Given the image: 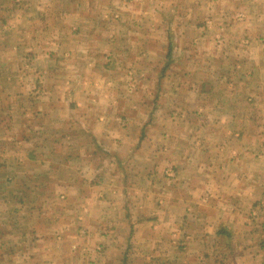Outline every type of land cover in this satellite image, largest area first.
I'll return each instance as SVG.
<instances>
[{
    "label": "crops",
    "instance_id": "0c3cea01",
    "mask_svg": "<svg viewBox=\"0 0 264 264\" xmlns=\"http://www.w3.org/2000/svg\"><path fill=\"white\" fill-rule=\"evenodd\" d=\"M42 1L45 0H36V3ZM50 1L46 0L47 3ZM62 1L75 3V7L68 4V8L63 9V23L59 28L62 33L56 36L51 33L50 40L39 43L35 41V35L39 32L36 26L31 31L29 47L20 41L14 45L2 44L0 39V49L31 50L27 63L33 68L30 78L35 81L33 96L34 99L43 96L47 100L46 106L28 107L26 113L31 118L44 119L52 118L51 113L56 112L55 117L71 128L72 122L81 123L76 111L82 106V114L91 115L88 116L91 119L89 123H92L89 129L93 132L91 143L105 153L104 156L108 158L105 165L109 164L110 168L102 169L98 164H93L92 159L78 155L83 161L75 170H71L69 165L76 152H69L60 159L69 169L64 176L62 169L60 173L56 172V176L69 178L68 181H59L50 191V174L55 175V172L51 173V163L48 162L47 171L37 170L35 187L22 189L21 195L33 192L42 200L44 197L48 200L50 192L54 190V194L58 193L63 202L68 196L74 197L73 201L76 202L64 210L69 214L77 212L67 223L54 220L51 216H46L49 220L44 219V203L32 206V211L37 212L34 216L36 220L27 224L26 228L21 227L22 235L31 234L34 236L32 239L46 241V251H50L51 257H54L36 264H71L73 252L70 245L74 242L102 244L125 241V256L144 258L146 264L157 259L160 263L154 264H219L217 258L222 260L228 252L233 257L239 256L233 248L227 253L217 249L218 243L223 238L227 244L231 240L234 243L239 232L236 228L243 230L246 206L259 200L261 174L257 176L242 164L246 151L237 145L241 130L228 122V110L221 111L222 107L215 102L210 107L191 109L187 101L182 102V93H176L180 84L173 79L189 75L181 73L177 67L194 62L191 55L195 41L193 35L205 33L213 28L215 22L219 25L221 19L233 18L232 23L228 20L225 25L238 26L239 33L244 37L242 48L256 51L251 43L246 44L250 38L245 36L256 34L259 41L263 40L260 36L264 28V0ZM202 2L206 6L199 12L197 3ZM214 2L218 12L212 8ZM94 3L99 4L98 10L89 8ZM233 6L235 8L229 13L226 8ZM40 10L42 8L36 10L35 16L37 12L42 16ZM150 17L155 18L154 22L160 26L167 22V35L171 28L178 35V40H174L177 53L172 58H167L171 54V42L167 44L150 39L156 30L148 25L146 19ZM5 18L0 15V21L4 23L0 28L1 34L14 27V24L8 25ZM225 25L222 24L220 29ZM18 27L21 31L22 26ZM53 29L49 28L48 31ZM166 29L167 26L165 29L158 28V31ZM65 31L68 34L65 35ZM189 35L190 38L183 39ZM58 50L63 51L60 59L53 57ZM163 51L165 55L162 58ZM210 54L220 56L216 52ZM40 57L43 58L41 62L38 61ZM163 59L166 60L165 65H172V71L165 72L163 68L158 70V74L153 72L152 66H160ZM218 61L219 58H214L210 62L217 64ZM139 66L142 68H135ZM153 77L161 83L169 79L171 93L156 91V102L140 100L142 95L134 100V93L137 92L135 98L144 93L142 83ZM99 78L104 84L97 89L95 85L98 86V81L93 80ZM47 80L48 86L42 90L45 93H38V83L45 81L47 85ZM118 81L126 84V89L119 90ZM134 81L138 84L134 85ZM60 82L64 88L58 89L54 84ZM77 89L82 96L80 101L74 103L72 93ZM146 91L149 92V89ZM197 94L203 96L204 93ZM210 95L215 98L212 93ZM90 99L95 101L93 105H101H96V109L90 107L87 102ZM93 109L95 111L91 112ZM192 118L198 121L193 122ZM38 129L47 130L42 127ZM42 144L48 145V141ZM124 153L127 159L121 158ZM158 164L163 175L156 186L153 180L159 169ZM91 171L93 173L89 175ZM87 186L89 190H83ZM108 195H112L110 200ZM114 198L119 199L117 204L111 202ZM26 200L29 199L17 197L20 210L26 209V202L30 201ZM96 201L97 205L94 204ZM121 208L118 217L112 215L113 210L119 211ZM87 209L90 210L88 215L84 213ZM148 209L150 216L135 218V212ZM198 210L205 212L198 213ZM87 216L98 218L93 223L100 228L88 227ZM103 226L107 227L106 231ZM125 230L127 233L124 237ZM245 236L246 233H241L242 239ZM65 243H70L69 249L63 246ZM28 252H23L22 258L27 260V264H35L29 259L33 253ZM64 256L69 261H61Z\"/></svg>",
    "mask_w": 264,
    "mask_h": 264
},
{
    "label": "rangeland",
    "instance_id": "374dc122",
    "mask_svg": "<svg viewBox=\"0 0 264 264\" xmlns=\"http://www.w3.org/2000/svg\"><path fill=\"white\" fill-rule=\"evenodd\" d=\"M68 4L71 7H75V3L62 0H52L50 3H47L46 0L39 3H36V0H0V11H3L2 13L0 12V15L6 16L5 19L9 23L8 25L14 24L15 27L8 28L7 33H0L2 44L14 45L16 41H20V43L29 47L32 40L31 31L36 26H38L36 30L39 32L35 35V41L37 40L39 43L50 40L51 33L55 36L57 33H62V29L59 28H61L63 23V9L68 8ZM197 4L199 12L201 8L206 6V3L203 2ZM215 4V2L212 3V8L215 12H218ZM98 5L94 3L89 5V8L98 10ZM189 5L190 2L188 3ZM38 8H42L40 10L42 11V16L38 12L35 16ZM234 8L233 6L226 8V10L230 13ZM154 19L152 17L146 19L148 20V25L156 28L155 32H152L154 33L152 35L153 38L150 39L158 42L165 41L167 44L171 42L173 44L170 51L171 54L167 57L170 59L177 53H175L174 44L176 39L178 40V35L172 32L171 27L170 31L172 33L170 32L167 35V31H169L167 22H164L160 26L154 22ZM228 20L229 23L234 21L233 18L229 17L224 18V21L221 19L219 25L215 22L212 29H207L205 33H196L193 35L195 41L193 42L194 47L191 55L195 60L191 64L189 62L184 66L177 67L181 73H187L189 75L181 78L174 77L173 80H176V82L179 81V90L176 93H182L180 94L182 102L187 101L191 109H194V107H210L209 105L215 102L219 107L223 108H221V111L228 110V122L231 123L232 127H238L241 130L240 142L237 145L241 147V150L244 148V151H246L245 158L242 159V164L252 172H255L257 176L261 174L259 200H255L253 203L251 202L249 207L246 206V220L244 221L245 225L242 226L243 230L236 228L239 232L234 238V243L228 239L230 243L227 244L225 238L218 243L219 247L217 249L226 252L231 251L233 248L239 253V256L233 257L228 252V255L224 256L222 260L217 258L218 263L264 264V28L263 34L260 36L263 37L262 41H259L256 34L245 36L246 38H250L247 39L246 44L251 43L252 47L256 49V51H246L242 48L244 43L242 38L244 37L239 33L240 28L236 25H233V27L226 26L225 23L227 24ZM221 23L225 25L222 29H220ZM3 24L0 21V28ZM19 25L22 26L21 31L20 27H18ZM165 26L168 29L158 31V28L165 29ZM49 28L54 29L48 31ZM14 29L15 31H13ZM63 33L65 35L68 34L67 31ZM190 36H185L183 39L186 40ZM30 52L31 50L28 48L18 51L10 47L4 50L0 49V264H27V260L22 258V253L28 251V253H33L29 259L35 261V264L42 262L43 259L48 261V258H53L50 255V251H46V241L32 239L34 236L31 234L26 235L23 233L22 235L21 227L26 228L27 224L36 220L34 216H36L37 212L32 211V206L37 207L40 203L41 205L44 203V219L49 220L47 217L51 216L54 220H63L64 223H67L73 217L74 213L69 214L64 210L76 204L73 201L74 197H65V201L63 202L58 193L54 194V190L52 193L50 192L53 188L55 189V185L59 181L61 183V180L68 181L69 178L63 177L66 173L65 171L69 168L75 170L81 164V161H83L82 158L87 160L92 159V163L98 164L102 169L110 168L109 164L105 165L108 159L104 156L105 153L102 150H98V147H93L91 143L93 132L89 129H91L92 123H89L91 119L88 118L91 115L88 114L87 116L82 114V106L76 111L81 123L72 122L71 128L67 127V123H62L61 120L55 117L56 112L51 113L52 118L44 119L31 118L26 113L28 107L46 106L47 100L46 97L40 95L39 98L34 99L33 88L35 81L30 80L33 68L27 63ZM210 52L213 54L216 52L220 56L212 55ZM62 53V50H58L53 57L60 59ZM153 53L154 51H152V55ZM164 53L165 51L161 53L162 58L165 55ZM214 58H219L217 64L216 62L211 64L210 61ZM38 61H43V58L40 57ZM165 61L163 59L160 66H152L153 72L158 74V70L163 68L165 72L172 71V65H165ZM135 68L141 69L142 67ZM41 70H44V68L41 67ZM99 79L93 80L98 81V86L95 85L97 89L100 88V85L104 84L100 82L102 78ZM61 84L60 82L54 85L58 86V89L64 88V86L61 87ZM75 84L77 85V82ZM136 84L138 83L134 81V85ZM142 84L144 85V93L139 92L142 94H139L138 98H135L137 92L136 94L134 93V100L139 99L140 95H142L140 100L145 99V101L154 102V93L156 91L171 93L169 79H165L164 83H161L160 81L157 82L156 78L153 77ZM38 85H40L38 93H45L42 90L48 86V80L47 85L45 81L38 83ZM125 85L118 81L119 90L126 89ZM55 89L57 88L55 87ZM148 89L149 92L146 91ZM78 90L74 92L76 94L72 93L74 103L75 101L81 100L80 97L82 95ZM197 93L204 94L201 96V94ZM211 93L215 98L210 95ZM34 100L36 101L35 104H33ZM99 101L100 99L97 102ZM87 102H89V106H92V108H95L96 105H101H93L95 104L93 100ZM95 109L91 112H94ZM54 117L56 120L53 119ZM192 121L196 122L198 119L192 118ZM31 125L33 126L31 127ZM38 127H42V129L47 128V130L43 131L38 129ZM62 132L65 133L64 138L62 137ZM46 140L48 141V145H43L42 143H46ZM69 152H76L74 154L76 157L71 159L69 168H67L66 165L64 166L61 163L60 159L61 156ZM78 155L82 156V158L80 156L78 157ZM114 157L116 158V155ZM121 158L127 159V154H122ZM101 159L102 162L100 161ZM44 161H46L45 164ZM48 162L51 163V173L55 172V175L50 174L51 184L49 186L50 196L48 200L44 199L45 197L42 200L36 193L32 192V194L28 192V194L22 196L30 201L26 200L29 201L26 202V209L20 210L17 196L21 195L20 192L22 189L27 187L31 188V186L35 187L34 183L36 184L38 177L37 170L39 169L41 172L47 171L46 165ZM158 166L159 169L156 170V175L153 180L156 186L160 184L163 175L160 164ZM61 169L64 171V174L61 172L60 175L63 174V176H56V172L60 173ZM91 173L93 171L89 175ZM83 190H89L88 186L84 187ZM111 197L112 195H108V200ZM111 202L117 204L119 199L114 198ZM94 204L97 205L98 201ZM121 211L122 208L119 211L113 210L112 215L118 217ZM107 212L110 214V211ZM197 212L203 213L205 211L201 212L198 210ZM84 213L88 215L90 210L87 209ZM135 214V218L151 215L149 209L144 212L142 210L135 212ZM75 215H77V212ZM87 219L89 223L88 227L92 226L93 229L100 228L95 227L93 223L94 220L97 222L98 218L87 216ZM103 228L105 231L107 230V227L103 226ZM243 232L246 233L245 239L241 238V233ZM123 233L125 237L126 230ZM98 243L100 242L72 243L70 245L73 252L70 259L71 264H146L145 260H143L144 258L125 256L127 251L125 241L121 243L113 241L97 245ZM69 244L65 243L63 246L69 249ZM67 251L69 252V250ZM64 260L69 261L66 256L61 259V261ZM154 263H160V261L157 259L150 264Z\"/></svg>",
    "mask_w": 264,
    "mask_h": 264
},
{
    "label": "bare ground",
    "instance_id": "6f19581e",
    "mask_svg": "<svg viewBox=\"0 0 264 264\" xmlns=\"http://www.w3.org/2000/svg\"><path fill=\"white\" fill-rule=\"evenodd\" d=\"M134 225V224H133ZM44 227V226H43ZM130 227H131V225H130ZM39 232V231H38ZM147 233V232H146ZM99 245V244H98ZM137 245V244H136ZM62 250V249H61ZM65 250V249H64ZM67 251V250H66ZM54 252V251H53ZM43 254V253H42ZM143 254V253H142ZM166 255V254H165ZM44 256V255H43ZM167 258V257H166ZM53 259H54V257H53Z\"/></svg>",
    "mask_w": 264,
    "mask_h": 264
},
{
    "label": "trees",
    "instance_id": "16d2710c",
    "mask_svg": "<svg viewBox=\"0 0 264 264\" xmlns=\"http://www.w3.org/2000/svg\"><path fill=\"white\" fill-rule=\"evenodd\" d=\"M169 51H170V50H169ZM169 51H168V53H169ZM26 193L28 194V192H26ZM17 197H18V196H17ZM21 197H22V195L19 196V198H21ZM25 198H26V197H25Z\"/></svg>",
    "mask_w": 264,
    "mask_h": 264
}]
</instances>
